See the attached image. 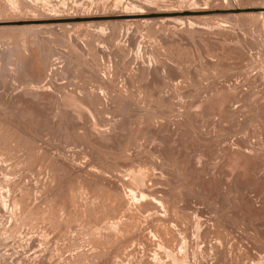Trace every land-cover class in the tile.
<instances>
[{
	"label": "rangeland",
	"instance_id": "1",
	"mask_svg": "<svg viewBox=\"0 0 264 264\" xmlns=\"http://www.w3.org/2000/svg\"><path fill=\"white\" fill-rule=\"evenodd\" d=\"M0 264H264V0H0Z\"/></svg>",
	"mask_w": 264,
	"mask_h": 264
},
{
	"label": "bare ground",
	"instance_id": "2",
	"mask_svg": "<svg viewBox=\"0 0 264 264\" xmlns=\"http://www.w3.org/2000/svg\"><path fill=\"white\" fill-rule=\"evenodd\" d=\"M185 259V258H184Z\"/></svg>",
	"mask_w": 264,
	"mask_h": 264
}]
</instances>
